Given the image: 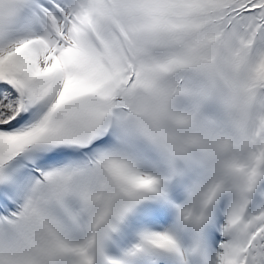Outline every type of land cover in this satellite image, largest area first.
I'll return each mask as SVG.
<instances>
[{"label":"snow or ice","instance_id":"snow-or-ice-1","mask_svg":"<svg viewBox=\"0 0 264 264\" xmlns=\"http://www.w3.org/2000/svg\"><path fill=\"white\" fill-rule=\"evenodd\" d=\"M0 264H264V0H0Z\"/></svg>","mask_w":264,"mask_h":264}]
</instances>
